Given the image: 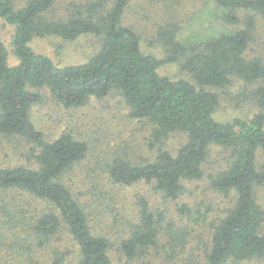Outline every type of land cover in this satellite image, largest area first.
I'll return each mask as SVG.
<instances>
[{"label": "trees", "instance_id": "1", "mask_svg": "<svg viewBox=\"0 0 264 264\" xmlns=\"http://www.w3.org/2000/svg\"><path fill=\"white\" fill-rule=\"evenodd\" d=\"M59 2L0 0V19L15 28L12 44L17 58L11 63L0 37V142L15 138L33 144L29 150L33 166H0V194L10 196L3 207L15 243L30 251L46 249L52 264H65L70 249L58 241L66 235L77 247L76 264H116L112 241L93 230L87 206L66 182L69 172L87 156V142L70 132L46 138L31 110L43 100V90L66 108L117 91L131 117L155 125L156 142L174 132L185 134L186 141L176 153L159 149L145 163L114 159L109 167L113 182L130 185L145 180L165 197L177 198L185 181L203 177L213 146L229 149L228 167L210 175V181L225 195L235 191L236 199L214 225L207 260L209 264L264 260V207L255 193L264 186V168L257 162L264 151V60L245 56L257 16L264 18V0H208L201 29L184 33L176 22L161 26L158 38L167 48L163 58L144 52L139 33L124 24L131 0H71L63 16L53 13ZM84 34L100 37L101 45L79 64L59 65L30 45L36 37L75 40ZM175 62L193 81L159 72L163 64ZM233 76L262 82L252 91L259 110L248 120L219 121L215 117L219 96L209 88H225ZM138 206V222L130 224L120 240L127 264L155 245L165 221V211H153L145 195L138 198ZM188 210L181 206L183 213ZM4 228L5 221L0 220V244L7 240ZM18 253L14 250L9 257L0 249L4 261L0 264H17Z\"/></svg>", "mask_w": 264, "mask_h": 264}, {"label": "rangeland", "instance_id": "2", "mask_svg": "<svg viewBox=\"0 0 264 264\" xmlns=\"http://www.w3.org/2000/svg\"><path fill=\"white\" fill-rule=\"evenodd\" d=\"M70 2L60 0L53 13L63 16ZM209 4L208 0H131L123 22L139 33L144 52L163 58L167 48L158 38L159 28L176 22L182 28L180 32L201 29L208 16ZM239 14L243 16L245 12L239 11ZM237 27L239 25L231 26L233 29ZM14 30L13 25L0 19V37L9 49L13 64L17 63L12 44ZM30 45L36 52L49 55L59 65H71L87 61L99 49L101 39L93 34H84L75 40L51 35L36 37ZM245 56L264 60V18L259 15ZM159 72L172 79L193 81L180 62L163 64ZM261 83H249L233 76L232 82L225 88L210 87L219 96L215 117L223 122L251 118L259 110L252 91ZM43 92V100L32 107L31 118L46 138L52 139L70 132L77 139L87 142V156L69 172L66 182L87 206L93 230L112 241L111 257L116 264L128 263L127 257L120 251V240L127 236L129 225L138 222V198L142 195L148 198L153 211H165V221L155 245L130 263L209 264L207 252L210 250L214 225L225 216L236 199L235 191L225 195L214 188L210 175L228 167L230 150L213 146L204 165L203 177L185 181L184 190L177 198L165 197L154 189L153 182L145 180L130 185L118 184L113 182L109 173L114 159L145 163L152 160L159 149L176 153L186 141V135L174 132L156 142L152 137L155 125L146 119L131 117L129 107L117 91L103 98L93 96L83 106L76 108H66L49 91ZM32 145L20 139L3 138L0 142V166H33L29 156ZM258 155V165L264 168V151ZM255 193L264 207V186L257 187ZM4 201L9 203L10 196L0 194V220L5 221L4 229H7V240L0 244V249L9 257L14 250H18L17 264H52L46 249L30 251V247H20L18 242L15 243L14 234L8 229ZM183 205L188 206V212L180 211ZM58 244L63 249H70L65 264H76L77 247L69 238L63 235ZM225 264H264V260L229 261Z\"/></svg>", "mask_w": 264, "mask_h": 264}]
</instances>
